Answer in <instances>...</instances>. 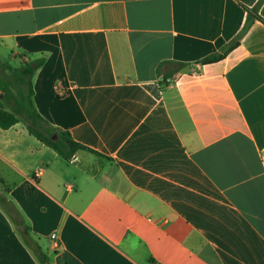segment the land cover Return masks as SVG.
<instances>
[{
  "label": "crops",
  "instance_id": "1",
  "mask_svg": "<svg viewBox=\"0 0 264 264\" xmlns=\"http://www.w3.org/2000/svg\"><path fill=\"white\" fill-rule=\"evenodd\" d=\"M257 1L0 0V61L41 59L37 112L99 153L0 127L45 264H264V1L200 61ZM0 264H42L1 206Z\"/></svg>",
  "mask_w": 264,
  "mask_h": 264
},
{
  "label": "trees",
  "instance_id": "2",
  "mask_svg": "<svg viewBox=\"0 0 264 264\" xmlns=\"http://www.w3.org/2000/svg\"><path fill=\"white\" fill-rule=\"evenodd\" d=\"M263 1L258 0L252 7H244L247 14L238 33L224 44L219 52L203 57L200 60L201 63L217 61L236 46L248 31L252 22L255 19H261L258 15V9ZM31 61L36 64V67H39L43 62L41 59ZM31 61L22 62L19 66H12L0 61V95L2 94L0 96V127L8 128L19 119H22L31 134L54 149L63 159H69L80 149H87L99 155L96 151L74 141L68 132L58 133L37 112L33 102L32 88V78L35 68H32ZM179 65L183 64L179 63ZM0 206L14 224L22 242L33 252L40 263L45 264L46 255L41 246L31 237L29 228L15 204L2 193H0Z\"/></svg>",
  "mask_w": 264,
  "mask_h": 264
},
{
  "label": "built area",
  "instance_id": "3",
  "mask_svg": "<svg viewBox=\"0 0 264 264\" xmlns=\"http://www.w3.org/2000/svg\"><path fill=\"white\" fill-rule=\"evenodd\" d=\"M64 88L62 87V86H58L57 87V93L59 94V95H62L63 93H64ZM262 151L264 152V148L262 149ZM52 237H54V234H52Z\"/></svg>",
  "mask_w": 264,
  "mask_h": 264
},
{
  "label": "water",
  "instance_id": "4",
  "mask_svg": "<svg viewBox=\"0 0 264 264\" xmlns=\"http://www.w3.org/2000/svg\"><path fill=\"white\" fill-rule=\"evenodd\" d=\"M30 64H31L32 68H35V64L33 62H31ZM0 96H2V94Z\"/></svg>",
  "mask_w": 264,
  "mask_h": 264
},
{
  "label": "rangeland",
  "instance_id": "5",
  "mask_svg": "<svg viewBox=\"0 0 264 264\" xmlns=\"http://www.w3.org/2000/svg\"><path fill=\"white\" fill-rule=\"evenodd\" d=\"M1 55H2V56H4L3 54H1ZM3 60H5V61H9V60H8V59H6V58H5V59H3Z\"/></svg>",
  "mask_w": 264,
  "mask_h": 264
}]
</instances>
